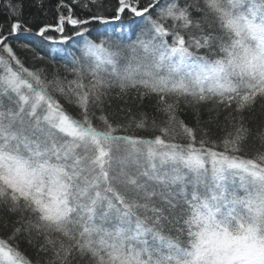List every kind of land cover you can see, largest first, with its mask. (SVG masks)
<instances>
[{
    "label": "snow or ice",
    "instance_id": "1",
    "mask_svg": "<svg viewBox=\"0 0 264 264\" xmlns=\"http://www.w3.org/2000/svg\"><path fill=\"white\" fill-rule=\"evenodd\" d=\"M0 264H264V0H0Z\"/></svg>",
    "mask_w": 264,
    "mask_h": 264
}]
</instances>
